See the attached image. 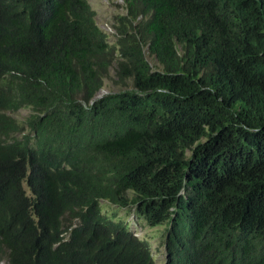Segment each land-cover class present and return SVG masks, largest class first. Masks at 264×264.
<instances>
[{
  "label": "trees",
  "instance_id": "trees-1",
  "mask_svg": "<svg viewBox=\"0 0 264 264\" xmlns=\"http://www.w3.org/2000/svg\"><path fill=\"white\" fill-rule=\"evenodd\" d=\"M123 3L0 0V263L264 264V0Z\"/></svg>",
  "mask_w": 264,
  "mask_h": 264
},
{
  "label": "rangeland",
  "instance_id": "rangeland-1",
  "mask_svg": "<svg viewBox=\"0 0 264 264\" xmlns=\"http://www.w3.org/2000/svg\"><path fill=\"white\" fill-rule=\"evenodd\" d=\"M87 2L95 13L97 26L106 34L108 42L114 45L116 38L113 29V18L125 13L123 0H87ZM110 77L112 80L104 82V87L97 97L108 92H116L122 89L121 87H124L122 84L118 85L114 82L116 79L113 68L110 69ZM129 84V81H127V87ZM29 113L30 110L25 109L12 114V116L22 122ZM16 136H19V134H16ZM23 186L26 189L24 184ZM99 205L103 214L109 216L114 221H122L128 226L129 231L134 236L148 243L155 264H164L165 226L149 227L143 219L136 217L134 210L131 208L122 209L104 201H99ZM0 264H5V262H1Z\"/></svg>",
  "mask_w": 264,
  "mask_h": 264
},
{
  "label": "clouds",
  "instance_id": "clouds-1",
  "mask_svg": "<svg viewBox=\"0 0 264 264\" xmlns=\"http://www.w3.org/2000/svg\"><path fill=\"white\" fill-rule=\"evenodd\" d=\"M27 193H29V191L27 192ZM152 255V254H151ZM164 257H165V251H164ZM154 261V260H153ZM164 262H165V260H164ZM155 263V262H154Z\"/></svg>",
  "mask_w": 264,
  "mask_h": 264
}]
</instances>
